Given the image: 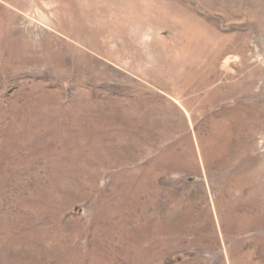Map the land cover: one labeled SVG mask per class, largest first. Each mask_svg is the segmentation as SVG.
Listing matches in <instances>:
<instances>
[{"label": "rangeland", "instance_id": "1", "mask_svg": "<svg viewBox=\"0 0 264 264\" xmlns=\"http://www.w3.org/2000/svg\"><path fill=\"white\" fill-rule=\"evenodd\" d=\"M263 2L0 0V264H264Z\"/></svg>", "mask_w": 264, "mask_h": 264}, {"label": "bare ground", "instance_id": "2", "mask_svg": "<svg viewBox=\"0 0 264 264\" xmlns=\"http://www.w3.org/2000/svg\"><path fill=\"white\" fill-rule=\"evenodd\" d=\"M264 3V2H263ZM233 59H231V58H228L225 62H224V66L226 67V66H228L229 65V63H230V61H232ZM230 68V67H229Z\"/></svg>", "mask_w": 264, "mask_h": 264}]
</instances>
